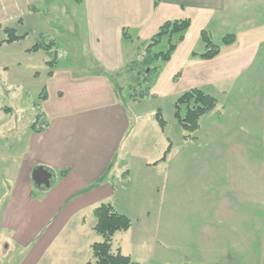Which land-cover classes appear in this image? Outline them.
Here are the masks:
<instances>
[{"label":"crops","instance_id":"crops-1","mask_svg":"<svg viewBox=\"0 0 264 264\" xmlns=\"http://www.w3.org/2000/svg\"><path fill=\"white\" fill-rule=\"evenodd\" d=\"M10 1L16 5L15 0ZM76 1L84 5L88 52L97 67L82 73L70 67L59 68L57 61L52 64L45 86L47 97L39 103L48 122L43 132L34 131L30 119L23 116L20 124L18 116L14 122L7 121L17 112L11 107H0L5 117L0 114L1 135L4 139L13 137L9 156L17 160L10 168L11 184L1 197L2 230L8 231L15 243L29 246L30 240L44 232L50 223L56 226L45 237L54 238L85 211H92L94 216L95 209L103 203L116 208L112 202L115 189L110 183L115 168L122 170L123 162L119 166L116 158L125 138L132 135V125L128 109L120 103L110 77L125 69L124 41L133 43L135 34H143L148 28L156 34L165 22L185 18L192 24L201 22V32L213 26L220 34V43L213 41L215 44H221L227 35H235L236 41L221 46L214 59L193 55L205 51L193 52V58L189 53L183 59L184 69L177 80L181 94L199 89L215 97L218 106L201 118L198 131L190 134V138L183 135L185 143L201 144V153L186 150L185 144L182 152L170 151L169 164L168 157L162 163L167 165L165 171L172 183L190 160L198 165L193 173L204 174L212 165L215 169L210 172L224 177L218 185L221 187L217 197L206 198V202L213 200L208 207L216 209L213 219L203 226L200 245L204 253L211 254L214 245L211 240L222 236L243 249L245 238L254 240L250 234L243 235L244 218L249 220L256 215L258 223V208L264 207V0ZM37 3L40 1L22 0V10L40 14ZM12 30L21 37L14 43L29 35ZM206 32L212 34L210 29ZM50 45V50L58 54L56 42L51 40ZM33 48L21 52L28 53ZM152 128L163 132L158 120L148 126V132ZM140 131L145 128L134 129V135ZM7 134L11 135L6 138ZM147 150L141 156L142 166L156 169L162 159L150 158L151 145ZM41 167L50 172L52 179L50 187L37 195L32 176ZM108 174L109 183L104 181ZM150 183V180L142 182V186ZM153 186L163 184L155 180ZM152 196L159 199V187L150 192L149 197ZM82 221L86 222L84 216ZM256 230L259 231V226ZM260 251L264 253V241Z\"/></svg>","mask_w":264,"mask_h":264},{"label":"rangeland","instance_id":"rangeland-1","mask_svg":"<svg viewBox=\"0 0 264 264\" xmlns=\"http://www.w3.org/2000/svg\"><path fill=\"white\" fill-rule=\"evenodd\" d=\"M15 1L16 5L10 0H0V107H11L17 112V115L6 118L7 121L14 122L18 116L19 124L23 117L33 124L36 105L40 103L52 69L48 62L57 58L59 68L70 67L82 73L96 70L97 65L88 52L84 5H78L76 0H36L40 1L37 6L41 13L33 14L22 10V0L18 4ZM196 23H191L183 39L179 34L172 36L171 43L176 44V49L169 60L158 55L168 50L169 36H164L160 44L152 46V38L159 31L152 34L153 30L148 28L143 34H135L133 43L124 41V71L110 77L120 103L128 109L132 125V135L125 138L116 158L119 166L123 162L122 170L115 168L110 183L115 189L112 202L119 213L128 215L132 226L128 231L115 234L113 249L121 250L139 264H264V253L260 251L264 241V207L258 208V223L255 209L252 219L244 218L243 235L248 237L250 234L254 240L245 238L243 249L221 236L211 240L214 244L211 254L204 253L200 234L206 221L213 219L216 209L208 207L213 200L206 202V198L218 195L221 187L218 185L224 180L221 174L210 172L215 169L212 165L208 172L195 174L192 170L198 165L194 160L191 164L190 160L173 183L165 171L167 165L162 163L168 157L169 164L171 155L166 156L156 169L142 166L144 160L141 156L150 145L153 149L150 158L159 160L164 157L166 149L182 152L185 144L188 146L186 150L201 153L203 149L201 144L185 143L184 138L191 135L181 127L174 107L182 95L177 80L184 69L183 59L189 53L193 58V52L206 50L201 22ZM6 29H16L20 35H29L20 43H10L5 41L9 37ZM209 29L212 41L220 43V34L213 26L209 25L205 30ZM51 40L56 42L58 54L54 49L46 48L21 52L40 42L41 46H47ZM0 114L5 119L4 114ZM158 115L165 121L163 127L160 125L163 132L153 128L148 132V126L153 121L157 123ZM140 126L145 131L134 135V129ZM184 134H188V138L187 135L183 138ZM12 138H2L0 131V264H88L94 261L92 245L103 241V238L93 229L96 218L92 211L83 214L85 223L83 216H75L58 237H45L46 232L56 226L48 224L44 232L30 240L29 246L15 243L8 231L2 230L1 197L6 194L5 187L11 184L10 168L17 163L9 156L14 145ZM110 180L108 174L104 181L109 183ZM149 180L150 184L142 186V182ZM155 180L163 186H153ZM167 182L169 186H165ZM157 187L160 189L159 199L149 197ZM34 191L38 195L41 189L34 185ZM250 240L252 242L248 245Z\"/></svg>","mask_w":264,"mask_h":264},{"label":"trees","instance_id":"trees-1","mask_svg":"<svg viewBox=\"0 0 264 264\" xmlns=\"http://www.w3.org/2000/svg\"><path fill=\"white\" fill-rule=\"evenodd\" d=\"M190 19H180L175 21L165 22L159 29V32L152 38V46L160 44L164 36L170 37V46L166 52H161L158 55L164 60L170 59V54L176 49V44L171 43V38L174 34H179L180 38L183 39L185 32L191 26ZM8 34L7 42H15L21 39L18 37L14 30L6 29ZM202 39L205 43L206 50L203 54H193L195 57L199 56L204 60H211L220 54L221 46L232 45L236 41L235 35H227L221 41V44H215L208 32L202 31ZM51 45H42L38 43L32 50L39 48L51 49ZM56 63V59L51 61L49 64ZM52 74V73H50ZM46 91H44L40 100L46 99ZM218 106V101L215 97L206 94L199 89H192L183 93L176 101L175 117L180 123L181 127L189 132L190 134L195 133L200 127L201 118L215 110ZM36 116L35 121L32 124V129L36 132H43L48 127L44 115L41 113L40 104L36 105ZM157 120L163 127L165 121L160 115ZM188 138V136H186ZM170 149L166 151L161 161L166 159ZM65 172H62L64 174ZM94 216L97 220L94 227L95 232L103 238V241L94 243L92 245V256L94 261L88 264H139L131 259V257L124 255L121 250L113 249V238L116 233L128 231L132 226V221L127 216L120 214L112 204L103 203L97 207L94 211Z\"/></svg>","mask_w":264,"mask_h":264},{"label":"water","instance_id":"water-1","mask_svg":"<svg viewBox=\"0 0 264 264\" xmlns=\"http://www.w3.org/2000/svg\"><path fill=\"white\" fill-rule=\"evenodd\" d=\"M33 182L36 188L46 189L50 187L52 175L50 172L44 168H37L33 171Z\"/></svg>","mask_w":264,"mask_h":264}]
</instances>
